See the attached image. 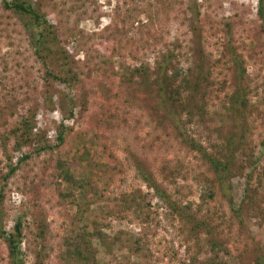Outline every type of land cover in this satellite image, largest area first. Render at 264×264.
<instances>
[{
    "label": "rangeland",
    "instance_id": "obj_1",
    "mask_svg": "<svg viewBox=\"0 0 264 264\" xmlns=\"http://www.w3.org/2000/svg\"><path fill=\"white\" fill-rule=\"evenodd\" d=\"M33 1L42 6L48 21L56 27L62 46L74 59L80 81L71 89L56 83L48 85L23 22L5 11L0 0V187L10 158L16 165L20 157L14 150L13 139L7 141L6 138L23 117L36 114L38 127L46 131L52 144L56 143L58 127L65 122L67 140L58 150L60 154L69 156L75 149L88 146L93 152L107 147L116 155L121 163V174L108 191L112 198L137 190L153 197L155 218L151 225L143 226L131 216L123 221L109 219V227L103 231L108 236L109 248L94 243L97 259L102 264H193L194 258H199L198 264H203L212 256L204 240L197 244L185 221L154 197V192L138 175L133 155L154 175L173 203L191 207L198 218L210 219L222 238L228 237L232 258L221 257L229 264H238L235 258L253 249L250 238L264 246V183L259 187L257 179L253 180V189L258 188V193L255 203H249V210L244 212L242 227L232 208L237 210L244 197L245 178L233 179L232 206L213 183L214 173L200 155L182 143L170 121L154 113V103L133 97L138 78L131 85L132 75L128 70L142 65L154 69L156 60L168 51L175 52L183 68L191 66L190 0H164V6L158 4V9L163 11L157 16L153 10L148 15L147 4L142 7L146 13H141L139 1L134 4L131 0H97L95 4L86 1L84 6L79 0ZM197 4L201 7L202 42L212 83L207 100L211 131L204 129L205 126L192 128V131L206 145L208 139L212 143L219 141L215 130L223 132V136L228 132L225 106L233 92V68L224 48L228 39H232L246 63L253 89L248 115L252 132L250 143L256 155L262 152L260 168L263 172L264 25L257 16L258 0H197ZM76 5L81 6L76 11L82 16L77 27L78 15L72 11ZM79 31L84 32L82 37ZM105 84L109 87L110 99H106L102 91ZM64 94H70L77 103L73 120L67 119L69 114L50 102L51 95L57 96L53 99L57 102ZM45 169L40 159L30 161L4 188L6 230L13 229L19 216H28L27 239L23 243L27 264H35L41 250L30 233L33 213L42 211L50 228L43 264H59L58 245L75 211L69 203H58L53 187L45 189L39 184L41 199L40 208L37 207L28 184ZM210 193L214 195L212 199ZM258 214L260 216L256 217ZM88 215L85 221L90 226L92 215ZM134 236L146 241L147 258L129 250V240ZM0 264H9L7 246L1 239Z\"/></svg>",
    "mask_w": 264,
    "mask_h": 264
},
{
    "label": "trees",
    "instance_id": "obj_2",
    "mask_svg": "<svg viewBox=\"0 0 264 264\" xmlns=\"http://www.w3.org/2000/svg\"><path fill=\"white\" fill-rule=\"evenodd\" d=\"M79 1H83V6L86 1L97 3V0ZM131 1L134 4L139 1L141 13H146L142 7L147 4L149 16L152 14L151 10L156 13V16L162 13L163 10L158 9V4L165 5L164 0ZM189 2L190 30L193 33L191 66L183 68L175 52L168 51L156 60L154 69L142 65L132 71L128 70L132 75L129 82L133 85V81L135 82L136 77L138 78V86L133 97L138 99L139 96L143 101L151 100L154 103L152 106L154 113L170 121L182 143L200 155L214 173L213 183L232 206L234 204L233 179L245 178L244 197L237 210L232 208L236 221L244 227V212L249 210L250 204L255 203L254 198L258 193V188L253 189V180L257 179L259 187L264 183V171L262 172L260 168L262 152L256 155L250 143L252 132L249 128L248 115L252 108L253 89L248 81L246 63L238 53L233 40L228 39L224 54L229 58L233 68V92L225 106L228 132L223 136V132L215 130L219 141L212 143L208 139V145L196 138L192 128L205 126L204 129L210 130L207 100L212 83L208 78L209 71L206 68L207 62L202 42L201 7L198 6L197 0ZM1 5L5 11L23 22V27L29 36L30 47L43 70V77L48 85L56 83L71 89L72 85L80 81V74L75 70L74 59L62 46L56 27L50 24L42 6L37 5L33 0H2ZM80 8L81 6H73L72 11ZM75 14L78 15L77 27L82 16L77 11ZM257 16L264 25V0H258ZM83 33L79 31L81 37ZM102 91L105 98L110 99L111 94L107 84L102 86ZM46 94L48 96L50 91ZM62 96L57 102H53L57 96L51 95L50 102L67 112L69 114L67 119L73 120L78 107L77 103L70 94L69 96L64 94V98ZM37 117L36 114L23 117L6 138L7 141L13 139L14 150L20 153L17 164L13 165V159L10 158V164L6 166L7 173L1 176L3 186L0 187V239L7 246L9 264L28 263L23 243L27 239L29 226L28 216L25 214L17 218L11 231L6 230L4 188L22 170V166H26L35 159H40L46 168L40 176L28 184V189L35 196L37 207L40 208L38 203L41 199L39 184L45 189L53 187L59 204L69 203L75 208L58 245L59 264H102L97 259L94 243L98 242L104 249L109 248L108 236L103 232L109 227V219L123 221L131 216L143 226H149L155 218L153 197L149 193L137 190L121 195L119 198H112L108 195V191L117 176L121 174V163L116 155L107 147H101L98 152H93L88 146L75 149L69 156L62 155L58 150L67 140L68 128L64 126L65 122L58 127L56 143L52 144L46 131L38 127ZM111 117L114 116L111 115ZM261 146L264 148V140ZM132 161L147 188L154 192V197L164 202L176 216L185 221L191 237L197 240V244H201L204 240V246L209 248L208 254L212 256L202 263L229 264L221 257L232 258L228 237L222 238L212 221L208 218H198L191 212V207H182L173 203L142 161L134 155ZM83 166H85L84 169ZM209 197L212 199L214 195L210 193ZM89 213L92 215L91 232L90 226L85 221ZM261 215L263 216L262 213ZM30 233L41 249L36 255L35 264H43L45 242H47L50 228L42 211L38 214L33 213ZM250 240L253 249L241 253V256L239 255L235 260L238 264H264V246L257 243L255 238ZM129 243L132 254L142 258L148 257L149 248L143 238L134 236ZM199 261V258H194L193 264H198Z\"/></svg>",
    "mask_w": 264,
    "mask_h": 264
}]
</instances>
